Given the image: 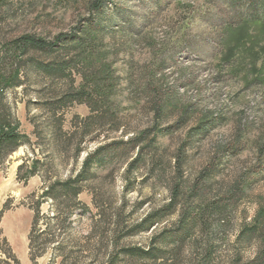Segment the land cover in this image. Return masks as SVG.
Listing matches in <instances>:
<instances>
[{"label":"rangeland","instance_id":"obj_1","mask_svg":"<svg viewBox=\"0 0 264 264\" xmlns=\"http://www.w3.org/2000/svg\"><path fill=\"white\" fill-rule=\"evenodd\" d=\"M98 23L106 32L97 35L93 58L115 78L102 126L82 139V121L94 112L54 104L70 87L87 86L79 77L88 74L85 66L51 79L35 72L28 54L22 85L3 93L28 140L0 160V260L59 264L62 248L66 264H264L263 239L241 235L254 224L264 234L260 0H0V59L22 35L53 40ZM140 137L135 149L110 146ZM106 146V160L82 183L70 226L58 229L55 205L43 202L42 192L75 177L86 157ZM37 202L36 229L49 224L55 241L31 259ZM152 214L147 230L136 232ZM131 248L162 255L123 251Z\"/></svg>","mask_w":264,"mask_h":264},{"label":"trees","instance_id":"obj_2","mask_svg":"<svg viewBox=\"0 0 264 264\" xmlns=\"http://www.w3.org/2000/svg\"><path fill=\"white\" fill-rule=\"evenodd\" d=\"M262 8H264V0H260ZM95 12H97V21L100 20L99 6H95ZM105 26L101 24L90 25L75 34L66 36L59 34L54 37L53 40H46L34 35H22L11 42H9L4 48L7 54L4 58L0 59V160L14 152L19 146L27 142V138L18 130L19 124L16 121H12L8 113V108L3 101V93L12 88H17L22 85L23 65L25 60H22V56L31 54L40 55L41 57H50L52 61L36 60L32 56L28 57L30 66L35 70L37 74H42L48 78H60L65 75H71L73 71L80 73L79 68L87 70L79 74L81 80L86 81V85L79 86V88L70 87V90L60 95L54 102L55 107H65L69 103L85 104L91 112V116L87 117L82 125V132L80 133L83 139L90 134L94 127H100L105 120V114L103 104L109 99V93L113 89V83L115 78L109 76L108 71L105 72L103 67L96 65V60L93 58L96 54L95 42L97 41V35H103L106 31ZM96 40V41H95ZM95 50V51H94ZM73 54V56L66 57V60H58L59 55ZM90 57V60L85 64L86 57ZM93 58V59H92ZM8 59V61H5ZM79 67V68H78ZM105 72V74H104ZM93 83V84H92ZM95 115V116H94ZM113 132H118L121 126L117 124L116 120H112ZM54 138L58 143L59 131L54 130ZM91 131V132H90ZM143 137V136H142ZM142 137L130 140L127 142H113L110 146H122L131 145V149L138 148V145L143 142ZM79 143H82L79 142ZM107 146L99 148L93 154H89L83 162L81 171L73 178H69L65 181L55 180L48 184L45 191L42 192L40 199L44 201H52L55 205L54 223L57 228H66L70 226L69 218L70 212L75 206L79 204L78 195L81 192L82 183L88 181L94 177V173H91V169L94 166L103 163L106 158L103 156L106 152ZM103 151V152H102ZM33 174V173H32ZM176 194L173 193V201H171L170 207H174ZM41 202V201H40ZM35 214L33 218V229L29 237V255L31 259H34V251L38 252V256H42L45 248L54 244V234H50L52 227L49 224H45V229L41 232L36 229L40 223V203H36ZM221 207H218L219 210ZM204 211V210H203ZM156 214H152L147 217L139 226H137L136 232L147 230L152 223V219ZM259 225L254 224L249 228H244L241 235H248L250 238L253 235H257L263 239L264 234L259 231ZM59 249V247L57 248ZM60 262L59 264H66L67 257L63 256L62 248L59 249ZM126 254H131L139 258L158 259L162 255V251L152 249L150 251H142L138 248H131L123 250ZM62 254V255H61ZM16 264L17 260L13 258ZM0 264H6L0 260Z\"/></svg>","mask_w":264,"mask_h":264}]
</instances>
